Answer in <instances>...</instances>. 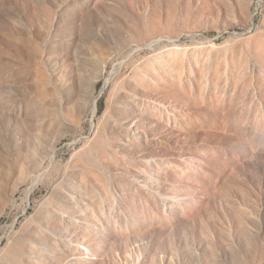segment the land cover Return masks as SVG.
I'll list each match as a JSON object with an SVG mask.
<instances>
[{"label": "rangeland", "instance_id": "obj_1", "mask_svg": "<svg viewBox=\"0 0 264 264\" xmlns=\"http://www.w3.org/2000/svg\"><path fill=\"white\" fill-rule=\"evenodd\" d=\"M0 264H264V0H0Z\"/></svg>", "mask_w": 264, "mask_h": 264}, {"label": "bare ground", "instance_id": "obj_2", "mask_svg": "<svg viewBox=\"0 0 264 264\" xmlns=\"http://www.w3.org/2000/svg\"><path fill=\"white\" fill-rule=\"evenodd\" d=\"M89 83H90L89 81L83 82V84H89Z\"/></svg>", "mask_w": 264, "mask_h": 264}]
</instances>
